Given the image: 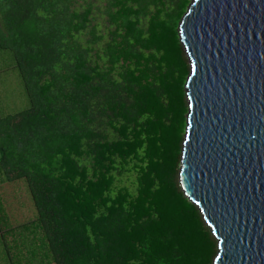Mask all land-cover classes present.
Wrapping results in <instances>:
<instances>
[{"label": "trees", "instance_id": "obj_1", "mask_svg": "<svg viewBox=\"0 0 264 264\" xmlns=\"http://www.w3.org/2000/svg\"><path fill=\"white\" fill-rule=\"evenodd\" d=\"M192 1L0 0L29 102L0 117V264H214L179 180ZM18 181L36 214L12 226L2 192Z\"/></svg>", "mask_w": 264, "mask_h": 264}, {"label": "water", "instance_id": "obj_2", "mask_svg": "<svg viewBox=\"0 0 264 264\" xmlns=\"http://www.w3.org/2000/svg\"><path fill=\"white\" fill-rule=\"evenodd\" d=\"M179 174L218 241L214 264H264V0H193Z\"/></svg>", "mask_w": 264, "mask_h": 264}, {"label": "rangeland", "instance_id": "obj_3", "mask_svg": "<svg viewBox=\"0 0 264 264\" xmlns=\"http://www.w3.org/2000/svg\"><path fill=\"white\" fill-rule=\"evenodd\" d=\"M99 21H102L101 18ZM4 56L3 53L0 54V117L21 112L29 106L18 70L8 68L13 63ZM23 182L8 183L2 192L3 206L12 226L31 220L36 214L30 191ZM2 249L0 244V256Z\"/></svg>", "mask_w": 264, "mask_h": 264}]
</instances>
